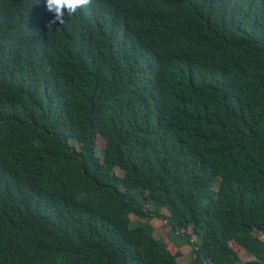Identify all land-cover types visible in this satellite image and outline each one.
<instances>
[{
  "label": "trees",
  "instance_id": "16d2710c",
  "mask_svg": "<svg viewBox=\"0 0 264 264\" xmlns=\"http://www.w3.org/2000/svg\"><path fill=\"white\" fill-rule=\"evenodd\" d=\"M54 19L0 0V264H264V0Z\"/></svg>",
  "mask_w": 264,
  "mask_h": 264
},
{
  "label": "rangeland",
  "instance_id": "374dc122",
  "mask_svg": "<svg viewBox=\"0 0 264 264\" xmlns=\"http://www.w3.org/2000/svg\"><path fill=\"white\" fill-rule=\"evenodd\" d=\"M114 171L120 174V172L117 169ZM130 220H131V226H136V225H140L141 223H143V221L134 217L133 215H130ZM150 223L152 227L154 228L155 235L157 237H162L166 232H168V226L163 221L152 219L150 220ZM261 238L264 240V237H261ZM192 239H194L193 235H192ZM173 242L178 245L179 250L181 252V256L177 259V263L178 264L186 263L189 260V253H190L189 245H186L181 239L177 237L173 240ZM239 256L241 259L239 264H243L244 262L249 261L251 259L250 256L244 254L241 251L239 252Z\"/></svg>",
  "mask_w": 264,
  "mask_h": 264
},
{
  "label": "clouds",
  "instance_id": "9594fccd",
  "mask_svg": "<svg viewBox=\"0 0 264 264\" xmlns=\"http://www.w3.org/2000/svg\"><path fill=\"white\" fill-rule=\"evenodd\" d=\"M90 3L91 0H46L48 11L55 14V19L48 25L49 29L56 21H59L60 24H65V13L68 17H72L79 10L89 6Z\"/></svg>",
  "mask_w": 264,
  "mask_h": 264
}]
</instances>
